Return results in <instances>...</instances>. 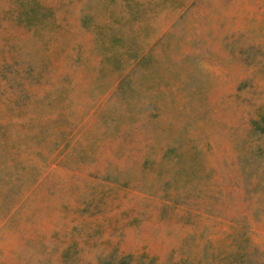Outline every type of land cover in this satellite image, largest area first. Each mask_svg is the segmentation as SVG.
<instances>
[{"label": "rangeland", "instance_id": "rangeland-1", "mask_svg": "<svg viewBox=\"0 0 264 264\" xmlns=\"http://www.w3.org/2000/svg\"><path fill=\"white\" fill-rule=\"evenodd\" d=\"M0 264H264V0H0Z\"/></svg>", "mask_w": 264, "mask_h": 264}]
</instances>
